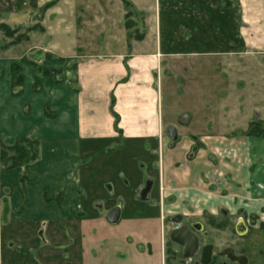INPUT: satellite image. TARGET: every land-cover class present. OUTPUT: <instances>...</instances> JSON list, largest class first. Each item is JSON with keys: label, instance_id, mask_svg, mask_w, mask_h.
I'll use <instances>...</instances> for the list:
<instances>
[{"label": "crops", "instance_id": "1", "mask_svg": "<svg viewBox=\"0 0 264 264\" xmlns=\"http://www.w3.org/2000/svg\"><path fill=\"white\" fill-rule=\"evenodd\" d=\"M14 63L22 82L13 86ZM41 69L53 75L33 91ZM263 97L264 0H0V144L39 141L36 160L0 163V264H47L37 255L42 229L57 236L94 211L97 249L83 241L78 264H90L91 250L97 258L98 244L115 264L122 248H139L114 243L104 214L115 205L120 220L153 208L200 222L213 244L220 228L199 220L223 213L233 238L219 248L264 264V134L249 133L264 127ZM160 151L162 209L159 196L134 193L146 177L138 157L154 167ZM124 193L134 207L92 209ZM66 238L54 239L49 264H77ZM154 264H169L161 238Z\"/></svg>", "mask_w": 264, "mask_h": 264}, {"label": "rangeland", "instance_id": "2", "mask_svg": "<svg viewBox=\"0 0 264 264\" xmlns=\"http://www.w3.org/2000/svg\"><path fill=\"white\" fill-rule=\"evenodd\" d=\"M2 31H4L3 33H7L9 35L14 34L13 30H8L7 28H2ZM33 65H35V64H33ZM174 65L178 66L177 63H174ZM36 67L37 66L35 65L34 66L35 70H38L39 68H36ZM260 128H262L263 132H264L263 125ZM169 141H170L171 145H173L174 143L177 142V141L174 142V140L171 141L170 138H169ZM161 146H162L161 144L158 145V147H161ZM105 151L108 153L107 149ZM104 155L107 156L106 153H104ZM138 159L139 160H138L137 166L139 168L142 167V170H143L142 173L146 177L142 181L143 184L141 185V187H136V190L134 193H137V196H141L142 194H143V196H145L148 193H150L151 195L159 196V204H160L159 206H160V209H162V205L166 202L165 201L166 195H165V193H163V187H162L163 185L161 183L162 182V180H161V169H162V167H161V161H160L161 151L158 153V155L151 156V161L153 159H154V161H156L154 164V167L150 166V168H145V162L140 158V156L138 157ZM141 161H143V162H141ZM115 165H116V170H117V168H120V165H123V162L121 164H113L112 166H115ZM148 167H149V164H148ZM149 169H151V171H149ZM134 172H133V174H134ZM148 183H149V185H146ZM83 189L87 193L88 190L84 187H83ZM151 189H152V191H151ZM143 190H145V192H143ZM122 196H123L124 202L120 201V198H118V199L113 198V201H107L106 200L105 203H104L103 199H100V201H102L103 206H101L102 205L101 203H95V205L93 204L92 209L96 210V212L99 211L103 215L104 210H106L107 206H112L114 204H120L121 206H124L127 209L134 207L135 204H132L129 202V200L125 196V193ZM125 198L127 199L126 203H125ZM116 199H117V201H116ZM90 211L93 212L92 210H90ZM131 211L132 212L130 213V219H127L126 215H125V216L121 217V220L119 222H117L115 224H110V225L107 224V226L109 227V229H111V231H113L112 232V238L117 239L114 243H116L118 240H120L121 242L119 243V245L123 246V247L126 246L127 242L131 243V245L138 244L139 248L142 247V250H140L138 248V250L135 249L133 251V249H132L131 251H129L128 249L126 250L125 248H122L123 252L126 253V257H124L122 259L120 257L115 256V258L117 259L115 261V264H118L119 262H120V264H126V262L123 261L125 259H128V260L133 259L132 264H135L137 262H139V264H154L155 252L158 248L160 238H161V242L163 245V259L165 260V263L178 264V263H182V262L186 261V260H184V258H182L181 254H180L179 246L176 245L174 242H172L168 238L169 229L175 227L177 224L182 222L183 218H182V220H178L176 222L175 219H177V218L175 216H170L169 218H167V216H165V215L163 217L161 215L159 216L158 210L153 209V208H149V210H147L146 212H144L142 214L136 210H131ZM93 213H90L89 217L85 218V219H81V217H80L81 215H79L80 218L73 220L71 224L70 223H68V224L63 223V225H61L62 231H59L57 236L55 235V236L51 237L50 236L51 235L50 230L42 229L41 239H42L43 245H42L41 249L39 250V252H37V255H38V257H41V260L43 261V263L46 262L47 264H49L50 253H52V256L55 255V253H53L55 251L51 250V248H52L51 245H53L54 239L59 240V239H63V237L68 238V239L66 238L68 240V242L72 243L70 245V247L73 248V253H74L72 255V257L75 259L74 261L77 262V264L79 263L78 260L81 258V256H79L80 255L79 249L81 248L80 246L82 245L83 241L89 239L91 248L97 249L96 245L98 243L99 232H100L99 230L101 228V224H103V223H101V222H103V220L101 217H100L101 219H98L96 216L94 218ZM263 220H264V218H263ZM199 221H201L204 224L205 228H206V226H208L209 221H211L214 226L217 225L220 228L219 229L220 232H218V237L214 238V242L217 243V245H215L216 243L214 244L215 245L214 248L216 250H219V245L221 243L225 244V243H227V241L229 239L233 238L230 235H227L230 232L229 231L230 228L228 229V231L226 230V226L228 224L230 225L232 220H231V218L224 216L223 213H220L216 218H213L210 220H208L206 218H204V219L202 218ZM250 232H249V235L245 236L244 238H246V239L251 238L253 233H255V231H253L252 229L250 230ZM263 232H264V230H261L259 233V239H260L259 241H260L261 246L264 245V233ZM65 233H66V235H65ZM225 233H227V234H225ZM39 234H40V231H39ZM108 238H109V242L112 243L111 237H108ZM62 241L66 242V240H62ZM239 243L242 244V240ZM109 245H111V244H109ZM109 245H108V248H109ZM236 246H237V244H236ZM95 253H96V251L91 250V252L88 255L89 260H90V264H92V263L95 264V258H96ZM135 253H137V254H135ZM61 254H63V256H66V253L59 249L57 251V255L60 256ZM77 254H79V255L77 256ZM101 254H103V253H102V250L98 244L96 263L97 264H105V263L108 264L107 258H110V254L108 253L106 255L107 258H104V259H103V257H101ZM118 260H120V261H118ZM128 262H130V261H128Z\"/></svg>", "mask_w": 264, "mask_h": 264}, {"label": "water", "instance_id": "3", "mask_svg": "<svg viewBox=\"0 0 264 264\" xmlns=\"http://www.w3.org/2000/svg\"><path fill=\"white\" fill-rule=\"evenodd\" d=\"M167 132L172 140L176 139V131L174 126H168ZM146 185H149V183ZM143 192H145V190H143ZM146 196L147 195L143 196L142 194L140 197ZM120 216L121 209L119 205L111 207L104 214L105 220L110 224L117 223L120 220ZM175 220L177 222L180 219L177 218ZM191 226L196 231L201 229V224L199 222ZM246 229L247 227L243 220H238L235 224V231L239 235H243ZM169 239L182 247L181 255L184 259H192L197 253H199L200 264H210L213 255V246L210 244L199 245V238L197 234L191 230L189 225L180 223L177 224L169 231ZM216 255L220 257H226L230 262H237L239 264H244L246 262L245 256L236 254L231 247L222 249ZM221 264H225V262H222Z\"/></svg>", "mask_w": 264, "mask_h": 264}, {"label": "trees", "instance_id": "4", "mask_svg": "<svg viewBox=\"0 0 264 264\" xmlns=\"http://www.w3.org/2000/svg\"><path fill=\"white\" fill-rule=\"evenodd\" d=\"M44 68V67H43ZM41 77L36 76L33 84V91L40 88V85L44 81L50 80L53 75L51 70L41 69ZM54 73H60L57 71ZM22 82V69L21 66L14 63L11 66V83L12 85H20ZM116 120V116H115ZM260 124H252L249 133L252 134H264L263 129L260 128ZM38 145L39 141L35 138H29L27 136L14 138L10 144H0V163L6 167L20 166L38 158ZM26 180L25 176H21V184H24Z\"/></svg>", "mask_w": 264, "mask_h": 264}, {"label": "flooded vegetation", "instance_id": "5", "mask_svg": "<svg viewBox=\"0 0 264 264\" xmlns=\"http://www.w3.org/2000/svg\"><path fill=\"white\" fill-rule=\"evenodd\" d=\"M176 218H178V219H180V220H182V218H180L179 216H175ZM195 223H198V222H191V221H185L184 219H183V221L182 222H180V224H187V225H189L190 226V228H191V230H193L196 234H197V236H198V238H199V245H204V244H210V245H212L213 247H212V250H213V255H212V259H211V262H210V264H221L222 262H225V264H228V261L229 260H227V258L226 257H220V256H218V255H216L219 251H221L222 249H224V248H226V247H231V246H226V247H224V248H219V250H216L214 247H215V245L212 243V242H210L209 240H208V232L205 230V229H203V226H202V224H201V229L200 230H194L193 229V227L191 226V225H193V224H195ZM172 229V228H171ZM171 229H169V231L171 230ZM169 231H168V238H169ZM177 245V244H176ZM179 246V245H178ZM232 248V247H231ZM179 251H180V254L182 253V247L181 246H179ZM182 256V255H181ZM183 258V257H182ZM184 260H186V261H184V262H182V263H178V264H200V262H199V253H197L196 255H195V257L194 258H192V259H184ZM230 262V261H229ZM239 264V263H238Z\"/></svg>", "mask_w": 264, "mask_h": 264}]
</instances>
